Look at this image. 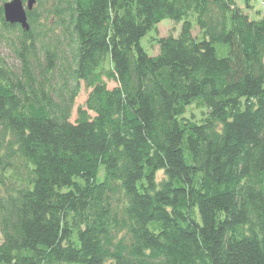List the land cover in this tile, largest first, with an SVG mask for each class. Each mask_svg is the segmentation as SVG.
Returning a JSON list of instances; mask_svg holds the SVG:
<instances>
[{"label": "trees", "instance_id": "1", "mask_svg": "<svg viewBox=\"0 0 264 264\" xmlns=\"http://www.w3.org/2000/svg\"><path fill=\"white\" fill-rule=\"evenodd\" d=\"M8 1L0 264H264V0Z\"/></svg>", "mask_w": 264, "mask_h": 264}, {"label": "rangeland", "instance_id": "2", "mask_svg": "<svg viewBox=\"0 0 264 264\" xmlns=\"http://www.w3.org/2000/svg\"><path fill=\"white\" fill-rule=\"evenodd\" d=\"M236 4L240 7V8H244L245 7V0H235ZM254 3V6L256 7H260L261 5V0H252ZM180 27H181V23H175L169 19H165L162 22H160L157 26L158 28V35L159 36H166L168 34H173L174 36H177V34L180 31ZM197 33V30H194V34ZM154 32H150L148 33L142 40H141V44L144 47V49L146 50V52L149 55H153L156 54L158 51V47L157 46H151L150 42L148 41L150 36L153 35ZM109 86H112V84H110ZM86 98V91L83 90L77 101H76V105H81L84 100Z\"/></svg>", "mask_w": 264, "mask_h": 264}, {"label": "water", "instance_id": "3", "mask_svg": "<svg viewBox=\"0 0 264 264\" xmlns=\"http://www.w3.org/2000/svg\"><path fill=\"white\" fill-rule=\"evenodd\" d=\"M36 3V0H9L4 3V19L9 24H18L22 29L28 30V15L27 12L31 11Z\"/></svg>", "mask_w": 264, "mask_h": 264}]
</instances>
